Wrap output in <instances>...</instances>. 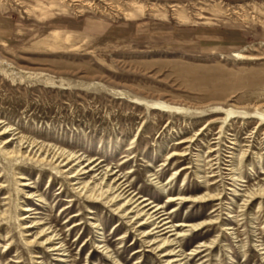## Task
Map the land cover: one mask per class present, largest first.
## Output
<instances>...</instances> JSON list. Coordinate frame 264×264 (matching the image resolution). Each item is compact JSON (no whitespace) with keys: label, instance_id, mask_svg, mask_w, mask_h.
I'll list each match as a JSON object with an SVG mask.
<instances>
[{"label":"rangeland","instance_id":"1","mask_svg":"<svg viewBox=\"0 0 264 264\" xmlns=\"http://www.w3.org/2000/svg\"><path fill=\"white\" fill-rule=\"evenodd\" d=\"M0 121V132L10 130L1 147L26 136L81 155L83 164L103 161L101 174L81 180L110 182L121 170L165 212L176 205L168 202L170 187L195 195L208 180L220 200L187 202L172 215L197 223L215 216L218 204V223L172 236L173 247L189 264H264V196L246 201L248 191L264 187V0H0ZM186 137L192 140L179 144ZM210 147L224 163L215 171L222 176L197 173ZM186 148L169 170V154ZM59 161L0 152V212L7 211L0 264H165L135 230L141 217L132 224L89 200ZM19 172L28 186L13 178ZM23 214L29 217L20 220ZM48 227L63 241L66 262L45 244L26 243ZM201 241L215 243L190 254Z\"/></svg>","mask_w":264,"mask_h":264},{"label":"bare ground","instance_id":"2","mask_svg":"<svg viewBox=\"0 0 264 264\" xmlns=\"http://www.w3.org/2000/svg\"><path fill=\"white\" fill-rule=\"evenodd\" d=\"M3 122L0 121V125ZM9 127H5L4 131L0 132V135L9 132ZM12 139V140H11ZM9 138L5 139L3 143L4 146H0V152H2L5 156L8 158H15V159H23L26 157H32L37 159H40V162H50L51 164H54L58 160V166L62 168H69L68 173L70 174V178H73L72 184L78 185L77 188H80L81 194L85 192V195H87V198L89 200L94 199L95 200H102L105 203L111 205L114 208V211H116L122 218L127 220V222L133 224V219L136 217L142 218L139 219L138 225L135 230L139 232L141 235V240L143 245L146 244L147 247H150L152 252H159L162 261L165 262V264H189L187 261H184L183 253H179L176 251L174 246V241L176 238L171 239L172 236L177 235V238H183L184 236L188 235L190 232L193 231H198L199 229H202L208 225H212L215 223H218L219 221V216L217 211L221 208L218 204H216L215 209L210 212V214L216 213V215L207 219H203L197 223H189L187 220L181 221L176 223L174 220V217L172 213L176 211L179 208V205H184L187 202H211V201H216L221 199V192H212V190L215 188V185L213 183H210L208 180H206V184L202 187L199 186L196 191L201 190L204 188V192L202 191L199 194H187L183 190L179 189L178 191L175 190L174 187H170L168 189V202L169 203H176L171 209L170 212H165L163 210L164 206L160 205V203L157 202V200H153L152 198H147L143 197L140 195V192H136L133 190L132 183H128V174L125 176H120L118 173L121 170H118V172L112 171L110 173L112 179L111 181H106V176L101 177V181L97 182L95 185L91 186L88 184V182H83L81 180L80 175L82 174H88L91 173L92 171L99 172V170H102L103 164L102 162H97L92 161L91 158L88 159L87 163L83 164L81 162L82 156L77 155L72 152H67L64 148H54L52 149H46L43 144H39L37 140L33 138H29L26 136H22L20 138V144L19 146H13V148L7 147L8 143L13 142L15 138ZM11 140V141H10ZM181 140V139H180ZM192 140V139H191ZM191 140L184 138L182 139L179 144H185L187 142H190ZM2 143V141L0 142ZM26 145V146H25ZM180 147V146H179ZM211 148V147H210ZM188 148L179 150V149H174L171 154H169V162L166 164V166L169 167L170 170V165L171 166H176L178 163L184 159L185 156L188 155ZM217 151V148H211L208 151V155L206 156L207 160L206 163H203L200 166L199 171L197 172L198 174L201 173H207L206 170H210L211 174L210 177L214 178L215 176H222L223 172L221 174H215V171H221V165L224 164L221 162L220 157L214 156L213 153ZM201 157V156H200ZM200 161H204L201 160ZM73 163V164H72ZM71 164V165H70ZM84 165L81 167V165ZM70 165V166H69ZM76 165V166H75ZM79 168L81 169H78ZM7 167V166H6ZM191 166L188 165H183L179 168L175 169V173H183L187 171ZM84 172L80 173L82 170ZM234 169V168H232ZM65 170V169H64ZM66 171V170H65ZM102 172H99L101 174ZM18 174L14 173V179L17 182H22L21 186H28L29 183L23 179H26L24 175H22V172H19ZM119 175V176H118ZM153 180L157 183L159 182V176L157 175L156 172L152 174ZM206 174L201 176L202 179H205ZM174 174L169 176L168 181L166 182L165 185H167L169 182H171L173 179L172 177ZM233 180H236L237 177H235V174H232ZM3 178V175H0V179ZM110 179V177L108 178ZM23 180V181H22ZM96 181V180H95ZM217 181V180H216ZM244 181V180H241ZM235 182V181H234ZM0 183H3V181L0 180ZM236 183V182H235ZM216 184V183H215ZM4 186V185H3ZM2 187V186H1ZM23 191V190H21ZM194 191V192H196ZM29 196L27 198H32V195L35 194V192H29ZM39 197V199L42 197L40 194L36 195ZM263 197L264 196V187L259 186L256 189H252L248 191V199L246 200L247 203L253 201L257 197ZM118 201H121V203H118ZM247 204H245L244 207H246ZM67 208V207H66ZM66 208H64L66 211ZM25 211L29 213L31 211V208H25ZM135 210V211H134ZM134 213V214H133ZM7 214V211H1L0 212V218H4L5 215ZM132 214V215H131ZM203 214V213H202ZM80 215V213H74L71 214L69 217H76ZM27 217H29L28 214H23L20 220H24ZM23 224V223H22ZM73 226H77L79 223L74 222L72 223ZM95 227H99L100 224L98 221L93 222ZM131 224V225H132ZM151 224L152 228H144L147 225ZM22 229H28L31 227H34V225H28V224H23ZM135 227V226H134ZM51 227H48L47 229H42L41 232L37 234L36 237L31 239L30 237H26V243L28 245H34L36 242L41 243L42 245L45 244L47 247L52 250L57 252L58 255H61L60 261L66 262L67 260L64 259V245L63 241H57L59 237H57V233L54 230H51ZM100 229V228H99ZM98 229V232L100 231ZM225 229V228H224ZM102 232V231H101ZM99 232V233H101ZM170 233V236H166L167 234ZM29 235V234H27ZM154 236L153 238L151 236ZM9 237V236H8ZM40 237V238H39ZM11 238V237H10ZM177 243V242H176ZM215 241L211 242H206V241H201L198 243L197 246L192 248V251L190 254H201L205 252L206 250L210 249L212 244H214ZM11 245V242L9 243V246ZM97 247L102 250V252L107 253L114 261L119 262V260L115 259L111 250L105 243H97ZM139 251H142L141 249H138L135 253H138ZM63 252V253H62ZM264 253V252H263ZM63 256V257H62ZM35 258H40L41 256L37 255L34 256ZM23 261L21 259L17 260V263H22ZM36 263H42L41 261L36 262Z\"/></svg>","mask_w":264,"mask_h":264}]
</instances>
